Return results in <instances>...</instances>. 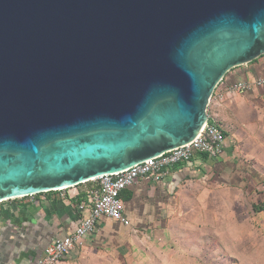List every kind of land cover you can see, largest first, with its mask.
I'll return each instance as SVG.
<instances>
[{
    "label": "water",
    "instance_id": "95a60500",
    "mask_svg": "<svg viewBox=\"0 0 264 264\" xmlns=\"http://www.w3.org/2000/svg\"><path fill=\"white\" fill-rule=\"evenodd\" d=\"M264 55V0H0V203L194 140Z\"/></svg>",
    "mask_w": 264,
    "mask_h": 264
},
{
    "label": "crops",
    "instance_id": "0c3cea01",
    "mask_svg": "<svg viewBox=\"0 0 264 264\" xmlns=\"http://www.w3.org/2000/svg\"><path fill=\"white\" fill-rule=\"evenodd\" d=\"M261 75L264 55L232 69L218 84L216 93L224 100L210 112L224 136L219 156L196 153L183 168H169L162 180H139L122 191L130 227L102 218L61 264H193L178 249L163 248L178 240L174 224L179 217L206 212L213 201L226 213L235 212L244 196H256L251 201L258 205L255 191L264 190V87H254L252 81ZM238 82H247L250 89L227 93ZM84 184L76 189L95 186ZM75 200L45 193L0 203V264L33 261L51 239L73 230L89 213L86 207L78 209Z\"/></svg>",
    "mask_w": 264,
    "mask_h": 264
},
{
    "label": "built area",
    "instance_id": "2783aa9c",
    "mask_svg": "<svg viewBox=\"0 0 264 264\" xmlns=\"http://www.w3.org/2000/svg\"><path fill=\"white\" fill-rule=\"evenodd\" d=\"M252 85L264 87V75L253 79ZM217 86L207 105L208 122L194 140L124 171L106 174L87 182L93 183L95 186L84 191L85 200L77 207L80 210L88 208V215L83 217L70 232L51 239L33 261L11 264H61L64 258L79 249L85 237L94 231L102 218L117 222L126 228L130 227V221L124 214V202L120 198L122 191L134 187L139 180L144 182L151 179L162 180L169 168L179 163L188 162L196 153L206 155L207 158L219 156L222 153L224 136L217 126L215 116L210 112L211 106H220L224 100L221 94L216 93ZM249 89L250 84L247 82H238L232 85L227 93L241 95ZM76 187L58 189L52 193H57L60 199H73L80 193ZM68 190L71 192L69 193Z\"/></svg>",
    "mask_w": 264,
    "mask_h": 264
},
{
    "label": "rangeland",
    "instance_id": "374dc122",
    "mask_svg": "<svg viewBox=\"0 0 264 264\" xmlns=\"http://www.w3.org/2000/svg\"><path fill=\"white\" fill-rule=\"evenodd\" d=\"M252 199L244 196L235 212L226 213L213 201L206 212L183 214L174 224L178 240L167 243L164 250L178 249L184 261L193 264H264V212L255 215L251 211ZM263 200L264 193L256 201L264 204Z\"/></svg>",
    "mask_w": 264,
    "mask_h": 264
},
{
    "label": "trees",
    "instance_id": "16d2710c",
    "mask_svg": "<svg viewBox=\"0 0 264 264\" xmlns=\"http://www.w3.org/2000/svg\"><path fill=\"white\" fill-rule=\"evenodd\" d=\"M205 157H207L206 155H204ZM191 161V159L188 161V162H185V163H179V164H177V165H175V166H173L174 168H175V170H178V169H180V168H183L184 167V165L186 164V163H189ZM79 186H81V185H79ZM264 192V190L263 189H261V190H259V191H255V193L257 194V197H260L261 195H262V193ZM46 194H55V193H52V192H50V193H46ZM40 195H42V194H40ZM36 196H39V195H36ZM35 197V196H34ZM28 198V197H27ZM121 198V197H120ZM23 199V198H22ZM76 200V204H80L81 202H83L84 200H85V194H84V192H80L79 193V195L75 198ZM8 202H15V201H8ZM252 212L254 213V214H260V213H262V212H264V204H261V203H258V205H254V204H252Z\"/></svg>",
    "mask_w": 264,
    "mask_h": 264
}]
</instances>
